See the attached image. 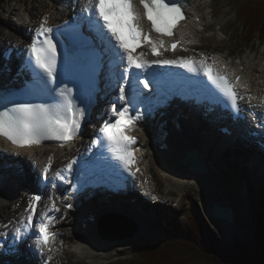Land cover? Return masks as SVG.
Masks as SVG:
<instances>
[{"label": "snow or ice", "instance_id": "6c2138e0", "mask_svg": "<svg viewBox=\"0 0 264 264\" xmlns=\"http://www.w3.org/2000/svg\"><path fill=\"white\" fill-rule=\"evenodd\" d=\"M88 2L92 9L91 15L87 17L89 32H94L95 35H86L83 30L79 31V41L86 57L99 63L104 54L112 53L114 57H118L121 63L126 60L122 81L117 88L116 101L105 113L108 118L99 127L97 138L93 144H106L113 158L120 162L133 177L140 169L136 167L133 171V166L137 163L132 148V145L136 143V137L129 133L136 128L137 122L144 118V113L139 110L138 106L134 107L132 102L142 94L138 91L140 85L143 89L151 90L147 79L139 80L138 78L137 85L133 87L132 94L129 96L125 85H128L127 77L133 69H144L155 64L179 65L193 73L203 71L219 92L227 98L231 107L237 112L240 110L238 104L240 97L235 90L240 77L236 76L235 82H233L230 75L224 71L226 65L218 64L216 57H213L212 62L209 63L207 57H202L199 60L194 57L147 60L143 58V53L133 54L128 37L133 40L143 37L151 44L153 52L164 47L163 40H153L150 34L142 28V16L138 5L143 8V15L151 22L153 30L161 35L171 36L178 21L185 19L183 7L177 0H138V5L137 0H88ZM34 31V38L25 46L27 49L26 63L32 68L33 80L37 85L36 94L39 95L47 90L51 93L52 102L12 101L10 107L5 105L3 111H0V136L5 137L17 147L39 145L45 140L71 141L79 134L81 122L86 114L85 107L80 106L86 103L83 97L74 95L73 89H70L67 84H63V87L60 88L55 87L59 79L60 52L57 47L58 41L53 38V28L49 26L48 15L43 16ZM97 41H99V46ZM175 47L176 43L172 45L173 49ZM117 104H120L119 109ZM76 163V159L71 160L66 165L65 171L71 173L73 165ZM51 166L52 158L49 157L43 168L45 179L48 178ZM55 176L60 180L64 179L59 171L55 173ZM41 199V196L36 195L29 201L26 209L28 215L25 227L31 226L34 221ZM52 208L55 209L54 202ZM55 210L58 211V209ZM51 223L52 217L45 213L39 225V234L36 240V245L41 252L55 236V233L49 230ZM23 235L25 233L20 228L15 230L17 238ZM47 259L50 262L52 257L48 256Z\"/></svg>", "mask_w": 264, "mask_h": 264}, {"label": "rangeland", "instance_id": "374dc122", "mask_svg": "<svg viewBox=\"0 0 264 264\" xmlns=\"http://www.w3.org/2000/svg\"><path fill=\"white\" fill-rule=\"evenodd\" d=\"M195 1H199L197 3L201 5L200 10H202L206 16V19L204 18V25L199 28L201 30L199 35L202 37L201 40L205 43L206 46L213 49V51H221L228 53L234 57H242L243 60H245L246 57L253 58L255 56L256 59L259 60L260 64L264 65V44L256 45V50L253 49L254 51L248 49L244 52H240V54H236L238 53V50H236V45L233 42L236 32L231 36L229 30L235 20V9L238 5L241 4V1L238 3L235 0H214V2L212 1L215 6L214 12H211L210 8L208 7L209 0ZM48 3L49 2L47 0H0V26H3V28L6 29L5 31L7 35L10 33L14 35L13 30L9 29L11 24L10 21L13 22L12 24H19V21L12 20L16 17L15 13H11L10 6L14 12H20L19 10L27 11V9H29L37 13L39 12V10L34 9H38L40 8L41 4H45L41 6L40 10H42L43 8H46V5H49ZM26 7L28 8L25 9ZM258 42L259 41H257V43ZM3 43L4 42L2 41V35H0V46ZM144 138V142L148 143L146 132H143L142 139ZM212 151L213 149H211V152L208 153L210 155H213L214 160V158L218 157L219 153L218 151H215L217 153L213 154ZM225 152L227 153V155L223 159H220L218 162L214 160V164L216 166L218 165V168L212 173L213 175L212 177H209V180H193L192 182L190 181L188 187L184 186V183H182L180 186H177V184L174 183H169V180L166 176L167 173L162 171V168L159 166V159L155 158L152 155H150V163L152 171L155 174V180L157 185L159 186V189L167 195V198L169 200H173L176 205L172 206L169 202H165L163 204L171 209L170 213L173 212L174 214H183V212L189 211L190 213L191 211H193L196 214L195 216L199 219V226L207 235H211L212 232H216L217 234H219L226 246L232 248L237 244H242L250 241L251 237L255 233L257 212L259 208H261L260 205H263L264 203L263 199L260 198V192L264 190V171L257 165L258 163L255 164L262 175L259 176V178L256 177V180L251 182L247 176H243V173L241 171L234 170L233 168L228 166V162L224 160L226 157L233 154L232 160L235 161L234 159H238L237 155H239V153L235 152L234 150L224 151V153ZM251 158H249V162L251 161ZM256 161L258 162L260 160ZM249 164L250 165L248 166L251 167L252 163ZM224 169L228 170L226 173H230L233 176L230 175L226 177ZM243 177L244 179H242ZM227 179L228 182H226ZM22 184L23 182H21V185ZM2 185H4V183H1V188ZM8 186L9 185H7V187ZM169 189L171 190L168 192ZM12 190H16V187ZM25 194L26 193L23 186H21L20 189L14 191L13 195L9 197V199H7L8 205H6L7 207H5L4 213L0 211V213H2L0 214V220L4 216L6 217L5 219H7L9 215H16L15 208L17 207H19V211L21 210L22 205L18 206V204L20 199L22 200ZM218 200L224 202L226 205H232L234 206V208H236L238 221L234 223L235 226H233L232 228L227 227L224 224L225 222L216 220L204 211L205 204L210 206L214 201ZM129 214L133 215V212L130 211ZM160 214L161 218H163V214ZM135 220L139 223H142L139 217L135 218ZM3 222L7 223V221ZM64 225L66 231L68 232V259L72 264H107L108 262L116 261L118 259H121V264H123L124 262L127 263L129 261V258L131 257V254L141 249L146 238L154 234V229L151 230V228H154L153 224L151 223H149L148 226L151 231L147 232L142 231L139 228L135 229L133 227V230L135 232L132 237L139 234V236L141 237L140 240L132 237H130L132 239H128L126 242L124 240L122 242H120L119 240H113L110 241L109 245L99 248L97 239L95 238V242L91 241V245L92 247L97 248V251L94 250V253H92L93 249L91 246H89L86 252L80 254V252L77 251V248L74 247V230L76 225L75 222L72 220L66 221ZM120 231V228H115L112 232L115 233ZM183 241L184 240H182V243L188 244L187 241ZM187 246L188 248L190 247V245ZM194 249L197 251V247H194ZM194 252H192V254H194ZM198 263L206 264V262H204L200 258H198Z\"/></svg>", "mask_w": 264, "mask_h": 264}, {"label": "trees", "instance_id": "16d2710c", "mask_svg": "<svg viewBox=\"0 0 264 264\" xmlns=\"http://www.w3.org/2000/svg\"><path fill=\"white\" fill-rule=\"evenodd\" d=\"M235 1H241L236 12L243 23L236 36V47L244 50L253 47L257 39L264 41V0ZM190 220V225H183L178 218L171 220L163 228L164 235L150 238L129 264H199L198 258L206 264H264V205L257 213L251 240L232 248L227 247L216 232L207 235L193 216ZM182 237L188 244L182 243Z\"/></svg>", "mask_w": 264, "mask_h": 264}, {"label": "bare ground", "instance_id": "6f19581e", "mask_svg": "<svg viewBox=\"0 0 264 264\" xmlns=\"http://www.w3.org/2000/svg\"><path fill=\"white\" fill-rule=\"evenodd\" d=\"M51 3L55 4V0H50L49 1V3H48L49 4L48 12H50L52 16H54V14L55 15L58 14L57 15L58 17L63 15V13H60L59 11L56 10V6H55V8L51 7V5H50ZM196 4H198V3H196V1H193V2L191 1L190 8H191L192 15H193L194 18H197L198 16H201V18H203L204 16L200 14L201 10ZM10 11H11V13H15V16L18 17V21H19V24H20V25L18 23L12 24L13 22L10 21L11 29L15 30L17 33H19L20 36H24L25 28L23 27V24L28 23V26H29V21H33L37 17L36 13L34 11H32V10H29V9H27V11L19 10L20 12H14L13 9H11V6H10ZM186 24H187L186 31H188V33L192 32V29H191L192 25H198V23L196 22V19H193V18L191 20H188ZM3 31H4L3 26H0V32L3 33ZM3 35L4 36H3L2 40L5 39V34H3ZM2 63H3V61H2V56H1V53H0V64H2ZM241 65H242V63H241ZM243 73L245 74V77L248 79V81H250L252 86H256L257 89H259L260 84L258 83V78L261 79L262 77L259 76V77H255V78L249 79L248 76L246 75L245 70H243ZM14 77H15V75L14 76L10 75L9 77H7V79L10 80L11 78H14ZM187 115H188L187 117L181 118L180 122H181L182 126H184V131L185 132H187L190 135H192V134H195V135H192L189 140L183 141V142H181L179 144H176L174 146V143L172 141V132H171V129H170L171 134L162 141V144H164V143L167 144L168 143V145L170 146V149L174 148V152H173L174 155L171 154V155L168 156V158L172 159V160L170 162H165V157L164 156H162L161 154H160V156H158L156 151L152 150V154L154 155V157L159 159V165H161L162 171L167 173L166 176H167V178L169 180V183L177 184V186H180L182 183H184V186H186V187L189 186L190 181L191 182L193 180L205 181V180H209V177H212V175L210 176V173H213L218 168V165L216 166L214 164V162L215 161L218 162L220 159H223L227 155L226 152L224 153L225 150L218 149L219 146L221 147V143L222 142L224 143L223 144L224 148H228L229 147L231 151L235 150L234 147L236 146V143L238 142V141L232 142L231 140H229L226 137H224L222 135V132L217 129L215 124H211L207 120H203L200 117H195L192 114H187ZM170 126H172V123H169L168 128ZM137 131L140 132V133L144 131V132L147 133V135L150 134V130H148L146 127H144L143 129L139 128V129H137ZM144 141H145V138H144ZM153 143H154L153 142V138H151L150 141H148V143L144 142L142 144L143 150H145V154H146L142 165H143V168H146V172L148 174L153 173L152 168H151V163H150L151 162V160H150V151L148 150L149 145H151ZM211 149H213V151H218V153H219L218 157L214 158L215 161L213 160V155H210L208 153L209 150H211ZM190 150H194V151L202 150L203 154L205 155L204 158H205V161H206L205 162V166H206L207 172L202 173V172H200L198 170H195L194 166L188 165L187 163L184 162V158L187 156V152L190 151ZM29 154L32 156L31 152ZM248 158H251L250 154H248ZM252 159H254V158H251V160ZM257 160H260V159H257ZM256 164L260 168H262L263 171H264V161L263 160H260L258 162L256 161ZM1 172H3V170L0 169V173ZM257 176L259 178L260 175L258 174ZM20 178H22V174L20 176H16L15 174H12L10 178H7V179L6 178H2L0 180L1 183H4V185H2V189L0 190V200H3L4 197H7L8 195H11L12 194L11 190L15 189V187H16V184H12L11 185L12 188H9V186L7 187L6 184L10 183L12 181H16V179H20ZM24 180H25V183L31 182L32 185H35L33 177H29L27 175V179H24ZM44 181H45V179L43 180V182ZM217 202H219V201H217ZM119 203L121 204V202H119ZM100 205H103L105 207H109V209H110V207L118 208V210L122 208V206H119L118 204L114 203V201H112V200L103 201V202L100 203ZM78 208L83 210V208H81L80 206ZM88 208L91 209L92 206L90 205V207H88ZM125 208H127V207H125ZM181 208H182V206H181ZM84 209H86V208H84ZM179 209H180V207H179ZM127 210L129 212L131 211L128 208H127ZM0 211H2L4 213L5 206L1 205L0 206ZM119 211H121V210H119ZM204 211L206 213H208L211 217H213L211 215V207L209 205L205 204ZM0 214H2V213H0ZM164 219H165V217H164ZM222 222H225L224 224L227 227H230V228L235 226L234 224L230 225V223H228L226 221H222ZM138 237H139V234L136 235V238H138ZM129 239H131V238H129ZM78 246L79 247H77V246L76 247L79 250L80 249L83 250L84 249L83 247H85L87 249L90 245H89V243H86V242L80 240ZM92 253H94V252H92ZM32 257L33 258H37L33 254H32Z\"/></svg>", "mask_w": 264, "mask_h": 264}, {"label": "water", "instance_id": "95a60500", "mask_svg": "<svg viewBox=\"0 0 264 264\" xmlns=\"http://www.w3.org/2000/svg\"><path fill=\"white\" fill-rule=\"evenodd\" d=\"M195 169L204 171L206 169L205 163L201 164L199 163V161H197ZM211 213L217 220L226 221L230 224L235 222V213L233 208L230 206H225L220 204L219 202H215L214 204H212Z\"/></svg>", "mask_w": 264, "mask_h": 264}]
</instances>
